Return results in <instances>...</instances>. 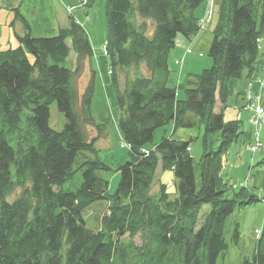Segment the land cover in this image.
I'll return each instance as SVG.
<instances>
[{"label":"trees","instance_id":"obj_1","mask_svg":"<svg viewBox=\"0 0 264 264\" xmlns=\"http://www.w3.org/2000/svg\"><path fill=\"white\" fill-rule=\"evenodd\" d=\"M208 3L105 0L101 50L119 111L115 128L127 148L115 169L98 156L109 130L91 111L95 69L82 90L74 84L93 59L86 29L70 18L50 36H33L15 11L10 25L20 20L25 32L16 33V46L0 47V264H216L225 253L227 218L264 199L221 174L222 154L245 133L222 110L235 80L246 71L256 83L238 93L249 92L254 104L264 99V0H220L210 63L170 84L174 67H185L194 50ZM179 36L188 44H178ZM52 105L63 115L59 130L50 126ZM163 126L171 135L154 142ZM180 130L191 132L188 140L175 138ZM111 170L119 174L113 192ZM166 171L172 192L159 178ZM95 203L106 207L93 230L84 210ZM257 234L252 259L242 264H264V225Z\"/></svg>","mask_w":264,"mask_h":264},{"label":"rangeland","instance_id":"obj_2","mask_svg":"<svg viewBox=\"0 0 264 264\" xmlns=\"http://www.w3.org/2000/svg\"><path fill=\"white\" fill-rule=\"evenodd\" d=\"M209 3L204 6L202 10V20L200 21L201 32L197 33V37L201 33L202 36L198 38V40L192 41V47L194 48L193 52L189 54L185 60V67L181 69L180 67L175 68V72L171 74V82L170 84H178L184 81L185 75L187 72H198L203 67L210 63V58L207 56L206 49L208 43L206 40L209 38L210 32L213 29L216 19H217V10L219 6L220 0H208ZM86 0H77V2L73 5H67L64 7L66 13L69 15L70 18H74L75 22L84 26V28L88 27L89 24V13L87 7L84 6ZM99 6V5H98ZM76 10H80L81 15H77ZM99 10H95L98 12ZM23 17V16H22ZM23 19H25L23 17ZM26 20V19H25ZM27 22V20H26ZM7 27L1 25L0 27V47L2 49H7L11 47L7 45V40L10 41L11 34ZM195 35V36H196ZM183 38L181 36L178 37L177 42H180ZM188 44L186 41L183 42V45ZM104 43L102 44V46ZM196 50V51H195ZM198 53H200L199 56ZM102 56H104V52L101 50ZM74 55L71 53L68 58L67 66H74ZM106 62V58H105ZM181 62V61H180ZM74 68V67H73ZM173 70V68H172ZM104 74L109 80L107 65ZM82 75L77 76L74 84L76 85L77 89L81 86L82 83ZM259 76V75H257ZM254 78V77H253ZM246 76V71L243 72L242 77L235 80V85L232 93L228 96L226 100V106L223 107V115L225 120L236 119L242 121V131L245 133L240 135L239 138L231 144L226 152L222 154V170L221 174L224 179L228 181L235 189H239L241 185L247 186L248 188L254 190L257 195L264 198V126L261 124L257 126V133L258 138L260 139L259 142L257 139H253V128L249 122L250 116V107H244L246 102L247 95L242 96V92L238 93V91H243L244 89L247 90L253 83H256L255 79ZM264 80V79H263ZM260 81V80H259ZM110 83V80H109ZM111 84V83H110ZM86 85V84H85ZM264 87V86H263ZM179 90L183 94V89L180 88ZM105 92V86L101 88L100 93L103 94ZM114 92V91H113ZM179 93V94H181ZM264 96V95H263ZM98 100V99H97ZM111 100H114L115 103V95L111 97ZM102 101V100H101ZM105 103H109V97L105 98ZM103 102V101H102ZM245 103V104H244ZM258 103V102H257ZM264 103V99L261 100L260 104ZM93 101L91 103V106ZM95 104L98 105L97 101ZM116 105V104H115ZM104 106V102L102 104ZM99 105V109H102ZM116 107V106H115ZM108 110V109H107ZM113 110L114 113H113ZM116 110L118 109H109L108 114H105V123L108 126L107 129L109 130V135L107 136V140L113 139L112 144L113 146L116 145V149L113 150H104L101 146L99 147L98 156L110 165L112 164V152L123 151L126 152L127 148L123 149V145L121 144L120 137L116 134V129L114 125V121L118 118V113ZM102 115L105 113L101 111ZM255 113V112H254ZM101 115V117H102ZM117 115V116H116ZM249 117V119H248ZM63 115L59 113L55 107L52 105L50 108V126L55 129L59 130L62 128L64 119L62 120ZM58 124H54L56 122ZM99 121L98 119H96ZM263 127V128H262ZM165 126L158 128L154 132V142L158 140V137L161 136V132ZM262 128V130H261ZM113 130V132H112ZM198 130L199 135L197 138H193L190 144L191 155L194 159H198L201 153V142L200 138L203 133V127L197 126L195 129ZM261 130V132H260ZM249 134V135H248ZM260 134V136H259ZM171 135V130L169 132ZM115 169V167H112ZM107 177L110 181L109 189L111 192L115 189V184L117 185L119 180V174L115 170H111ZM112 178V179H111ZM111 179V180H110ZM18 190L14 193L17 195ZM106 207V205H105ZM103 209L101 203H95L90 205V207L84 210L85 220L87 226L91 227L93 230L99 229V220L102 215L101 210ZM105 209V208H104ZM264 225V199L248 204L242 208L235 210V212L229 216L225 222V233L224 237L227 242V250L224 254H221L216 264H242L243 259L248 258L252 259V255L254 252V248L257 243V229L262 230ZM237 228L238 235L234 237V230Z\"/></svg>","mask_w":264,"mask_h":264},{"label":"crops","instance_id":"obj_3","mask_svg":"<svg viewBox=\"0 0 264 264\" xmlns=\"http://www.w3.org/2000/svg\"><path fill=\"white\" fill-rule=\"evenodd\" d=\"M77 0H0V27L3 25L4 27H7L9 29V32L6 33L11 34L10 41L7 40V45L14 47L18 44V40L16 37V33L19 35L24 34V26L23 22L20 20H16L14 22V25H10L15 16V11L17 10L21 16H23L27 23L29 24V31L31 35L33 36H50L57 32L59 28L66 27L69 23V15L65 11V6L70 4H75ZM99 5V6H98ZM95 10H99L98 12H95ZM105 10V0H96L95 4L92 8L89 9V24L88 27H86V31L89 35L90 44L92 46L93 50V59L91 62H86V68L82 75V83L80 86V90H82L85 86V84L88 81L89 78V72L92 69H95L96 72V80H95V92L93 96V104L91 106L92 114L96 119L99 120V122H105V114H108L109 109H117L115 107L114 100H111V97L113 96V87L109 83L108 78L104 74L106 69V62L105 58L101 54V46L106 40L107 32H106V20L104 15ZM77 15H81L80 10H76ZM199 33V32H198ZM202 36L200 33L199 36H193L192 40H198V38ZM210 37V35H209ZM208 38L206 40L207 43H209ZM184 40H181L178 42V44H183ZM2 48V47H1ZM179 53V51L175 54L176 56ZM175 69V67H174ZM105 86V92L103 94L100 93V90L102 87ZM109 97V103H105V98ZM98 99V100H97ZM104 106H102L103 102ZM95 101H97L98 105L95 104ZM99 105L102 106V109H99ZM108 109V110H107ZM105 113L102 115L101 111ZM115 110H113L114 113ZM116 110V114H117ZM102 115V117H101ZM117 116V115H116ZM63 120V118H62ZM60 121L54 123L58 124ZM62 122V121H61ZM60 122V123H61ZM115 125V123H114ZM116 129V128H115ZM171 130V127L168 126L164 128V130L161 132V135L163 133L167 136L169 135V132ZM113 132V130H112ZM196 132V131H195ZM191 132L187 131H177L174 136L177 139L181 140H188L190 137ZM116 134L118 137V131L116 129ZM160 137H158L159 139ZM113 139L107 140L106 138L99 139L97 142V147L100 146L104 148V150H110L111 148L116 149V145L113 146L112 144ZM124 149V148H123ZM127 157V151H117L112 152V164H108L111 168L112 167H118L120 164L124 162V160ZM159 178L162 181V183H166L169 186V189L171 192L173 190L170 182L172 180V174L171 172H160ZM103 209L101 212L104 211L105 203H101Z\"/></svg>","mask_w":264,"mask_h":264},{"label":"built area","instance_id":"obj_4","mask_svg":"<svg viewBox=\"0 0 264 264\" xmlns=\"http://www.w3.org/2000/svg\"><path fill=\"white\" fill-rule=\"evenodd\" d=\"M264 86V83L261 85L262 88ZM260 87V88H261ZM251 94L249 93V95H247V103L245 104V108L246 107H250V110L253 109V111L251 112L252 114L250 115V122H251V126L253 128V134L255 135L254 139H257L258 142H259V138H258V133H257V129L256 127L257 126H260L263 122H264V108L263 106L259 103V98H256L257 99V104L255 103L254 104V99H250L251 98ZM255 112V113H254ZM258 235V234H257Z\"/></svg>","mask_w":264,"mask_h":264}]
</instances>
